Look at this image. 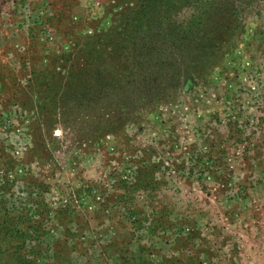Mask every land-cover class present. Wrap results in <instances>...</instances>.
Segmentation results:
<instances>
[{
	"label": "rangeland",
	"instance_id": "rangeland-1",
	"mask_svg": "<svg viewBox=\"0 0 264 264\" xmlns=\"http://www.w3.org/2000/svg\"><path fill=\"white\" fill-rule=\"evenodd\" d=\"M118 1L0 0V219L27 232L2 230L0 264H114L106 255L137 245L164 264L188 245L197 257L192 236L215 213L264 211V0L243 27L221 22V3L182 26L152 83L169 95L128 118L103 100L64 105L56 79L85 38L114 28ZM103 53L115 70L119 52ZM251 247L246 263L264 264V233Z\"/></svg>",
	"mask_w": 264,
	"mask_h": 264
},
{
	"label": "trees",
	"instance_id": "trees-1",
	"mask_svg": "<svg viewBox=\"0 0 264 264\" xmlns=\"http://www.w3.org/2000/svg\"><path fill=\"white\" fill-rule=\"evenodd\" d=\"M219 3H221L219 9L223 7L224 10L221 22L225 24L226 21L231 22L233 19L239 22L240 27L243 22L242 13L251 0H239L238 6L234 5L233 0H119L118 4L122 9L115 13L118 17L114 28L85 38L78 49L76 59L67 68V74H59L60 80L56 79L57 86L60 82V95L57 100L63 101L64 105L80 98H85L86 102L103 100L108 106L120 109L122 115L128 118L132 112L145 106L144 103L149 104L169 95L168 93L160 95V90L152 85L155 80V69L160 66L163 68L162 66L169 61V53L173 51L176 41L178 39L182 41V26L192 30L201 18L197 16L206 15ZM187 8L191 10V14L187 20H182L180 13ZM173 17L181 19L180 23L176 24V18L174 22ZM215 26L213 32L219 25ZM130 44L133 46L130 47ZM196 45L201 47L197 50L205 51L203 40ZM108 48L112 50L107 51ZM181 49L182 46L178 45L177 51L180 52ZM103 51L107 54L119 52L120 58L116 60L119 65L115 70L106 66ZM51 76L58 78L55 73ZM63 80L66 82L61 87ZM50 88L46 89V93L53 102L52 99L58 91H53L56 88ZM154 93L159 96L155 97ZM5 220L8 219L6 217L0 219V236L2 230L7 229L11 232L9 235L11 240L20 237L23 242L27 232L17 229V223ZM4 235L7 236L8 232ZM17 249L12 255H16ZM18 262L20 263V260ZM181 262L179 258H173L164 264Z\"/></svg>",
	"mask_w": 264,
	"mask_h": 264
},
{
	"label": "crops",
	"instance_id": "crops-1",
	"mask_svg": "<svg viewBox=\"0 0 264 264\" xmlns=\"http://www.w3.org/2000/svg\"><path fill=\"white\" fill-rule=\"evenodd\" d=\"M248 206L231 210L225 207L227 210H223L224 213L220 217L215 213L217 218L213 220V223L209 222L208 226L200 229L201 232L199 231L198 234L192 236L193 241L197 240V244L200 246V253L197 257H192V248L188 245L182 257L179 255L177 258H185L186 264H248L246 262L251 260V255L255 251L251 245L260 242L261 235L264 233V211L253 212ZM225 214L230 219L223 221L221 220L222 215ZM192 238L189 237L187 240L191 242ZM101 245L107 246L106 249L113 250L116 244L101 243ZM181 245H185V243ZM172 248L170 247V249ZM139 249L137 245L132 249L136 253L128 252L132 255V258L126 253L120 254L119 252L106 256L109 259L108 261L114 264H147ZM123 250L126 251V249ZM155 257L151 264H158V251L155 253Z\"/></svg>",
	"mask_w": 264,
	"mask_h": 264
}]
</instances>
